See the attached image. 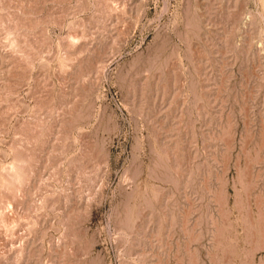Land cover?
Here are the masks:
<instances>
[{
  "label": "rangeland",
  "instance_id": "1",
  "mask_svg": "<svg viewBox=\"0 0 264 264\" xmlns=\"http://www.w3.org/2000/svg\"><path fill=\"white\" fill-rule=\"evenodd\" d=\"M0 264H264V0H0Z\"/></svg>",
  "mask_w": 264,
  "mask_h": 264
}]
</instances>
